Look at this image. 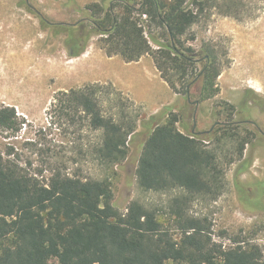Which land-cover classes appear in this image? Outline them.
<instances>
[{"label": "trees", "instance_id": "16d2710c", "mask_svg": "<svg viewBox=\"0 0 264 264\" xmlns=\"http://www.w3.org/2000/svg\"><path fill=\"white\" fill-rule=\"evenodd\" d=\"M217 1L101 0L87 7L86 19L44 24L54 34L63 33L71 57L85 52L93 32L103 35L98 45L109 57L130 62L148 54L174 93L188 98L200 81L201 101L218 93L216 80L224 63L213 46L196 50L182 37ZM101 88L99 83L70 88L60 91L57 101L81 112L89 129L100 133L91 154L109 169L126 158L136 125L104 113ZM165 110L164 121L156 114L145 121L152 127L136 169L145 191H182L164 211L132 201L120 212L109 178L50 166V176L42 182L10 158L9 149L6 158L0 151V264H264L262 249L246 232L223 230L222 237L229 240L223 245L213 239L206 217L189 212L194 202L215 200L224 192L226 168L243 159L249 142V136H241L245 122L226 117L212 129L192 132L178 112ZM0 128L21 129L14 107H0ZM243 166L240 162L238 172Z\"/></svg>", "mask_w": 264, "mask_h": 264}, {"label": "rangeland", "instance_id": "374dc122", "mask_svg": "<svg viewBox=\"0 0 264 264\" xmlns=\"http://www.w3.org/2000/svg\"><path fill=\"white\" fill-rule=\"evenodd\" d=\"M95 3L101 0H0V107H14L21 122L18 132L0 128V151L6 158L9 149V157L17 158L42 182L49 178L50 166H61L82 177L109 178L113 204L120 212L132 201L164 211L182 191H145L136 176L143 143L152 127L145 121L166 99L159 80L146 74L134 80L145 100L143 105L137 104L106 73L115 69L102 60L98 41L103 35L93 32L85 52L71 57L63 33L54 34L44 24H73L86 19L90 14L87 7ZM217 4L206 7L182 40L196 50L204 44L213 46L224 63L216 80L218 93L199 101L201 82L197 81L189 99L178 94L177 101L156 115L164 121L165 108L169 107L192 131L195 111V132L207 131L226 117L254 122L240 127L244 129L241 136H249L240 161L244 169L238 172V161L228 166L224 192L215 200L194 202L189 212L208 219L215 241L228 245L221 232L243 230L264 255V135L260 132H264V0H218ZM144 28L146 32L150 29L147 22ZM202 65L200 62L198 70ZM127 76L128 80L134 78ZM92 83L102 87L98 99L105 114L136 125L126 158L109 169L100 166L91 154L100 133L89 129L81 112L57 101L60 91ZM194 100L198 101L196 110Z\"/></svg>", "mask_w": 264, "mask_h": 264}, {"label": "crops", "instance_id": "0c3cea01", "mask_svg": "<svg viewBox=\"0 0 264 264\" xmlns=\"http://www.w3.org/2000/svg\"><path fill=\"white\" fill-rule=\"evenodd\" d=\"M99 51L101 52L102 60H106V62L112 64L111 67L115 69L114 71L106 72L108 73L109 79L113 81L116 86L127 92L130 99L137 104L143 105L145 100L141 95L139 88L134 84V80L137 81L141 77V74H146L152 80H159L158 86L166 95V99L160 102L159 107L151 112V115H155L162 107L171 105L178 100L179 95L174 93L160 76L150 55L146 54L136 61L126 62L120 56L114 55L109 57L103 53L102 50L99 49ZM128 74L129 78H132V75H134V78L128 80Z\"/></svg>", "mask_w": 264, "mask_h": 264}, {"label": "water", "instance_id": "95a60500", "mask_svg": "<svg viewBox=\"0 0 264 264\" xmlns=\"http://www.w3.org/2000/svg\"><path fill=\"white\" fill-rule=\"evenodd\" d=\"M189 99V98H188ZM192 103L195 105V110H196V107H197V105H198V101L197 100H194V101H192ZM219 122H215L214 123V125H212V127L210 128V129H212L216 124H218ZM195 126H196V123H195V111H194V113H193V127H192V132H195L194 131V128H195Z\"/></svg>", "mask_w": 264, "mask_h": 264}, {"label": "flooded vegetation", "instance_id": "af4514ba", "mask_svg": "<svg viewBox=\"0 0 264 264\" xmlns=\"http://www.w3.org/2000/svg\"><path fill=\"white\" fill-rule=\"evenodd\" d=\"M238 122H248V123H250V124H254V122L253 121H250V120H248V121H238ZM260 131V130H259ZM263 135H264V132H262V131H260Z\"/></svg>", "mask_w": 264, "mask_h": 264}]
</instances>
